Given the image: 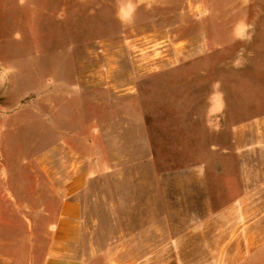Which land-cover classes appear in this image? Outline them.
<instances>
[{
    "label": "rangeland",
    "instance_id": "obj_1",
    "mask_svg": "<svg viewBox=\"0 0 264 264\" xmlns=\"http://www.w3.org/2000/svg\"><path fill=\"white\" fill-rule=\"evenodd\" d=\"M248 122L264 0H0V264L42 263L80 161L82 264L230 256L216 214Z\"/></svg>",
    "mask_w": 264,
    "mask_h": 264
},
{
    "label": "crops",
    "instance_id": "obj_2",
    "mask_svg": "<svg viewBox=\"0 0 264 264\" xmlns=\"http://www.w3.org/2000/svg\"><path fill=\"white\" fill-rule=\"evenodd\" d=\"M243 28L242 22L239 29ZM231 131L238 154L230 159L236 164L230 166V203L216 214L230 218V234L226 240L219 239L230 243V256L196 260L195 264H264V122L234 125ZM89 174L85 162L73 164L65 195L49 227V244L41 264H82L77 253L83 216L79 195Z\"/></svg>",
    "mask_w": 264,
    "mask_h": 264
}]
</instances>
